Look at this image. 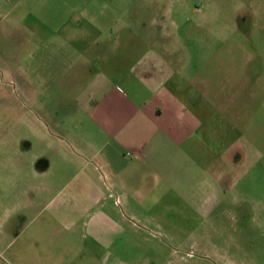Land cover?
Returning a JSON list of instances; mask_svg holds the SVG:
<instances>
[{
	"label": "crops",
	"instance_id": "obj_1",
	"mask_svg": "<svg viewBox=\"0 0 264 264\" xmlns=\"http://www.w3.org/2000/svg\"><path fill=\"white\" fill-rule=\"evenodd\" d=\"M6 1L29 13L15 20L25 51L40 56V86L85 90L60 101L65 120L40 129V149L31 129L0 128V228L30 216L55 232L59 253L86 250L84 264H155L170 262L208 216L254 210L248 187L264 186V147L251 137L256 118L264 127L262 75L243 77L232 95L222 80L181 94L166 52L145 47L119 5L109 14L98 0ZM45 6L62 14L33 10Z\"/></svg>",
	"mask_w": 264,
	"mask_h": 264
},
{
	"label": "rangeland",
	"instance_id": "obj_2",
	"mask_svg": "<svg viewBox=\"0 0 264 264\" xmlns=\"http://www.w3.org/2000/svg\"><path fill=\"white\" fill-rule=\"evenodd\" d=\"M98 1L109 14L119 5L129 30L144 35L145 47L166 52L168 65L177 72L173 85L181 94L183 87L194 94L200 82L214 86L222 80L226 95L245 76L264 77V0ZM109 1H113L111 9H104ZM11 7L0 0V128L31 129L32 148L40 149L44 145L40 129L46 125L56 129L65 120L60 101L74 102L85 88L40 86V56L25 51V30L15 20L17 14L28 20L29 13L19 7L13 14ZM34 9L47 18L63 11L54 6ZM255 120L251 137L264 147V127L260 118ZM248 188L254 205L250 214L230 211L208 216L186 244H175L170 262L158 259L155 264H264V186L252 182ZM26 220L0 228V264H84L86 250L65 247L61 254L52 242L54 231L31 226L30 216Z\"/></svg>",
	"mask_w": 264,
	"mask_h": 264
}]
</instances>
